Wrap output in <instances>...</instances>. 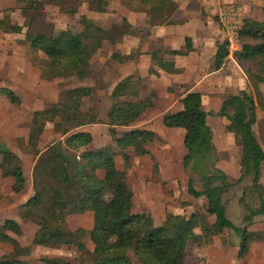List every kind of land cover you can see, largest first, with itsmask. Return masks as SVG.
<instances>
[{"label": "trees", "instance_id": "trees-1", "mask_svg": "<svg viewBox=\"0 0 264 264\" xmlns=\"http://www.w3.org/2000/svg\"><path fill=\"white\" fill-rule=\"evenodd\" d=\"M13 11L30 24L23 27L7 18L0 17V32L6 35L23 36L34 55L42 54L45 59L34 61L41 74L49 79L70 80L90 76L91 61L101 54L105 44L116 47L124 35H135L140 29L132 27L125 18L111 29L97 25L93 20L80 24L79 30L64 29L43 32L31 26L32 21L44 17V6L63 7L64 13L77 12L76 0H14ZM107 0H86L83 2L86 13H98ZM122 4L143 12L148 24L165 25L177 9L172 0H122ZM262 21L247 18L237 31L239 49L234 53L235 61L241 66L251 85L250 91H241L236 98L230 95L222 98L219 117L228 121L226 132L231 133L235 143L241 148L239 165L240 183L246 176L254 182L253 190L258 193L261 203L256 209L247 208L242 221L251 224L258 216H264V200L259 186L264 150L260 146L252 127L256 123V109L264 111L263 95L259 85H264V6ZM228 42H218L212 71H218L226 62ZM185 52L170 51L172 55H183L191 51V40L185 39ZM112 60L124 63L127 57L113 52ZM152 60L159 69L176 73L172 61L157 58ZM256 69L249 70L248 65ZM133 76L120 81L110 94L112 103L106 120L98 118V112L89 107L83 110L85 100L94 96L90 86H75L62 89L58 98L49 106L33 112L28 128L25 150L38 147L44 129L52 125L59 137L37 154L31 172L32 194L20 205V217L25 223L36 227L31 244L15 251L16 258L28 256L30 247L75 248L81 256L86 251L84 238L89 236L92 251L87 264H186L184 256L190 243L207 244L215 235L235 226L227 218L224 195L232 184L225 173L215 167L216 154L212 143V131L207 125V115L202 108V95L189 92L180 99L181 109L163 116L166 128L184 131L183 169L193 161L211 163L210 169L202 171V188L196 190L192 179L188 181L187 192L195 198L206 200L205 214L192 212L188 216L168 213L160 225L145 212H133V193L129 190L126 171L132 165V156L145 157L150 154L146 145L153 143V132L125 128L134 125L141 115L152 106L150 98L128 101L127 97L138 98ZM11 104L18 105L20 97L8 88H0ZM106 124L111 143L103 147H91L93 137L83 132L88 126ZM123 129V130H121ZM122 158L124 169L118 170L115 157ZM154 169L157 163L153 162ZM102 173V176L99 175ZM0 176L11 178V191L19 194L24 189V169L20 158L10 149L0 144ZM92 213V227L87 230L78 227L66 229L67 219L75 215ZM213 216V223L208 217ZM199 229L200 234L195 230ZM12 233L20 236L23 231L17 221L6 219L0 225V243L13 240ZM243 230L239 254L247 252L249 235ZM43 264H73L58 257L41 258ZM0 264H26L21 260L11 261L0 257ZM76 264H83L77 262Z\"/></svg>", "mask_w": 264, "mask_h": 264}, {"label": "rangeland", "instance_id": "rangeland-1", "mask_svg": "<svg viewBox=\"0 0 264 264\" xmlns=\"http://www.w3.org/2000/svg\"><path fill=\"white\" fill-rule=\"evenodd\" d=\"M76 1L78 2L77 12L73 15L64 13L63 7L44 6V17L33 20L31 26L43 32L64 29L79 30L81 28L80 24L88 19H93L97 25L111 29L119 25L118 21H120L123 12L125 13L122 6L116 5L117 0H107L106 5L95 14L85 12L83 2L86 0ZM120 3L123 5L122 1ZM197 4L200 6L201 12L198 10V15L208 14V7H204L206 5L202 6V3L194 4L191 1L183 6L182 17H191V20L194 21L196 14L193 12L194 8H197ZM228 4L236 5L241 9L242 24L247 18L256 21L261 19L260 7L258 8L256 5L253 6L254 9L248 10L243 5L245 3L221 1L216 7L219 6L220 9ZM14 6V0H0V17L7 18L13 23L21 25L24 32L30 22L23 19L18 11H13ZM202 17L204 16L202 15ZM216 18L218 25L224 32V40L232 39L233 44H236L238 42L236 34L233 36L230 32L226 33L223 24L218 19V12L216 13ZM192 25L194 27L197 23L194 22ZM22 40V35H5L0 32V88L5 87L12 90L21 99L20 104L13 105L4 96H0V144L10 149L20 158L25 177L23 191L19 194H14L11 191L12 179L0 176V225L6 219H13L18 222L23 231L20 236L9 233L13 240L0 243V257L6 256L11 261L19 259L26 264H43L40 260L41 258L52 257H58L73 264L77 262L87 264L86 259L93 248L88 235L84 238L86 251L81 256L77 254L73 247L55 249L30 247L28 256H20V258L15 256L16 250L30 246L36 230L34 225L25 223L21 219L19 210L20 205L32 194L31 172L35 158L47 145L59 137L53 132L52 125H47L38 147L26 151L24 148L26 146L29 122L33 112L49 106L58 98L62 89L75 86L98 87L99 90L95 92L93 98L85 100L82 109L87 110L92 107L98 112V118L106 120V114L112 103L110 98L111 90L116 86L117 77L125 71L124 63L112 60L110 55L112 52L118 53L120 50L129 51L131 44L125 48L123 45L115 48L105 44L101 54L95 56L91 61L90 76L77 81L75 79H49L43 76L41 69L34 64V61L38 62L41 59H45V57L39 53L37 55L31 53L28 45L24 44ZM233 60L235 61L234 57ZM229 62L234 64L232 60L227 59V64ZM234 66L240 79L242 77L241 66L238 65V67L235 64ZM248 68L249 70L256 69L255 66L253 67L250 64ZM205 69L207 67L203 65L202 71ZM138 79L140 80L138 74H135L133 82H141ZM245 82V84L241 82L240 84L242 87L247 86L246 91H250L249 80L247 81L246 79ZM237 83L233 85V90L229 89L225 92L222 91V93L231 95L239 92L238 89L241 88V85L237 87ZM141 84H138L136 88L138 86L140 88ZM94 89L97 90V88ZM262 89L264 95V86H262ZM178 96L175 93L174 99L178 98ZM216 101L208 97V99H204L202 108L208 113V126L215 131V138L212 140L216 154L215 167L226 174L229 182L234 183L240 174L239 157L241 150L227 136L225 125L222 124L225 119L215 115L219 108ZM163 103H166V101H163ZM169 105L154 107L153 111L145 112L136 123L139 128L152 127L155 129L158 140L147 144V148L151 152L150 160L147 157L137 158L133 156L132 167L126 174L129 190L133 193L132 211L149 213L153 217L155 224L161 223L169 212L185 215H189L192 212L205 214L206 200L204 198L195 199L191 197L187 192V187L189 179H192L195 189L200 190L202 188L200 180L202 171L210 169L211 165V163L197 160L193 161L186 170L183 169V156L187 152L182 144L183 131L181 129L171 130L164 128L169 131L179 130L182 133L181 135L179 132H162L159 129V116L162 113L176 109L175 107H169ZM90 128H92L93 133L91 147L97 148L110 144L111 140L106 127L95 125ZM253 129H255L256 136L264 148L263 117L259 119ZM154 160L157 163V168L155 169L153 168ZM115 162L116 167L121 169V157L117 156ZM259 182L262 186L264 185V168ZM253 185L252 177L248 176L243 183L234 185L228 194L224 195L226 215L235 226V229L230 230L229 233H224L220 237H214L209 245H201V247L190 246L185 260L187 263L184 261L186 264H264V218L253 219L252 225L245 224L242 221L243 216L247 213L246 208H257L260 203L257 195L250 191ZM261 193L264 194V191H261ZM213 219L214 217L210 216V220ZM78 227L89 230L92 227V214L85 213L71 216L67 219L66 229L68 231L75 230ZM245 228L258 232L249 235L250 251L240 255L238 249L244 238L243 230ZM222 238L225 239V242H222ZM252 256H255L254 260H251Z\"/></svg>", "mask_w": 264, "mask_h": 264}, {"label": "crops", "instance_id": "crops-1", "mask_svg": "<svg viewBox=\"0 0 264 264\" xmlns=\"http://www.w3.org/2000/svg\"><path fill=\"white\" fill-rule=\"evenodd\" d=\"M121 1L122 0L116 1V5L119 7L122 6V9L125 10V13L123 12L122 16L120 15L121 19L125 18L127 20V22L132 27L140 29V32L135 34V35H124L122 40L120 41V43L115 47V48H119L121 45H123V47L125 48L129 44H131L130 45L131 48L129 51H127V50L121 51L120 50L118 52L122 56L127 57V58L124 62L125 71L117 77L118 80H117L116 85L120 81H122L124 78L130 77V76H135V74H138V77L140 78V80L139 79L138 80L141 82H134L135 85L133 87L138 92V98L127 97V100L131 99L128 101L134 102L137 99L144 100V99L150 98L152 106L149 109H147L145 112L153 111L154 107H157V106L159 107L161 105H166V104H170L169 107L171 106V107L176 108L173 111L162 113L160 116L158 115L159 116V118H158L159 129L162 132H179V133H181L179 130L171 131V130H173L171 128H166V129H171L170 131L165 130L164 129L165 126L162 123V119H163V116L165 114L175 113L181 109L180 99L185 94H187L189 92H199L202 95V106H204V99H208V97L213 99L214 101L217 100L216 104L219 105V108L215 112V115H216V113L220 109L222 98L224 96L229 95V94H225V93L223 94L222 91L225 92L226 90H229V89L233 90V85H236L237 82H238L237 83V87H238L239 85H241L240 82L245 84L246 83L245 80L247 79V81H248V78H247V76L244 73L242 68L240 69L242 77H240V79L238 78V73L235 69L234 64L237 66L239 64L233 60L234 53L236 51L235 52H231V51L229 52V50H228L229 55H228L227 59L232 60L234 64H232V62H229V64H227V60H226V62L224 63V65L221 69H219L218 71H212L214 55L216 53V45L218 42L225 41L224 40V36H225L224 32L222 31V29L218 25V21L216 18V13L219 12V10L221 8L219 9V6L218 7H216V6L219 3H221V1H226L227 3L231 2V1H237V3H239V2L245 3L243 5L245 7H247L248 10L249 9L252 10V9H254L253 6L256 5V7H258V8L260 7V12H261V19H258V21H262L263 20L262 7L264 6V0H172L173 2H175L177 4V9L174 12V14L172 15V17L170 18L169 23L165 24V25H153V26H150L148 24V22H147L148 17L145 13L135 11L134 9H131L130 7H128L126 5H121V3H120ZM191 1L194 2V4L202 3V6L206 5L204 7H208V14H199L198 15L197 13H198V10L200 12V9H199L200 6L197 4V8L196 9L194 8V12H193L196 14L194 21L191 20V17H189V18H186L185 16L182 17V13H183L182 11L184 8L183 6L186 3H189ZM92 14H95V13H92ZM202 15L205 17V19H204V17H202ZM213 16L215 17L214 19H213ZM121 19H120V21H118L119 23L121 22ZM91 20H93V19H91ZM194 22H196L197 25H195L193 27L192 24ZM198 23H199V25H198ZM236 36H237V33H236ZM186 37L190 38V40H191V46H192L191 51L188 53H185L183 55H172V54H170V51L185 52V50H186V47H185ZM237 41L238 42L237 43L235 42V43H236V47L239 49V40L237 39ZM112 53H111V55H112ZM154 54L157 55V58H162L166 61H172L174 63V68L177 70V72L176 73H167V72L159 69L158 66L155 64V62L152 60V57H154ZM111 55H110V57H111ZM116 61H118V60H116ZM203 65H206V67H207V69H205L204 71H202ZM138 84H141L140 88H139V86L136 88V86ZM262 86H264V85H259V89L263 95ZM90 87L97 88V90H95V92L99 90L97 86L96 87L90 86ZM240 87L241 88L238 89L239 92H237L235 94L232 93L230 95L232 98L238 97L239 93L241 91L246 90L247 86L242 87V85H241ZM114 88H115V86L112 88L111 92L113 91ZM250 90H252V89L250 88ZM174 92L179 95L178 98H176V99H174V94H175ZM163 101H166V103H163ZM263 101H264V97H263ZM161 102H162V104H161ZM142 115H141V117H142ZM217 117H219V116H217ZM262 117L264 118V111L261 110L260 108H257L256 109V123L254 124L252 129L256 126V124L259 122V119ZM221 118H224V117H221ZM139 119H138V121H139ZM136 123L134 125H132L131 127L125 128V130L141 129V130L150 131V132H153L156 136L154 142L158 140L157 133H156L155 129H153L152 127H140L139 128ZM222 124H224L226 127L228 125V121L225 119L224 122H222ZM96 125H103L104 127H106L107 132H108V126L106 124H96ZM207 125H209L208 122H207ZM91 126H95V125H91ZM91 126H88L85 129H83V132H90L92 134V137H93L92 128H90ZM254 130L255 129H253V132L256 136V133ZM211 131L213 134V137H212V140H213L215 138V131L213 130V128L211 129ZM181 135H182V133H181ZM183 136H184V131H183ZM183 136H182V144H183ZM227 136L230 137V139H232L234 141V138H233L231 133L227 132ZM256 138H257V136H256ZM110 140H111V137H110ZM257 140H258V138H257ZM258 142H259L260 146L263 148V146L259 140H258ZM110 143H111V141H110ZM146 148H147V145H146ZM240 150H241V148H240ZM263 150H264V148H263ZM148 151L150 152V150H148ZM150 155H151V152L148 156H145V157L149 158V160H150V157H149ZM240 155H241V151H240ZM137 158H144V157H137ZM239 160H240V157H239ZM115 164H116V162H115ZM132 164H133V162H132ZM131 167H132V165L130 166V168ZM130 168L128 170H130ZM153 168H154V165H153ZM263 168H264V162L261 165L260 176L258 179L259 186L264 188V185L262 186L259 182L261 174H263ZM123 169H124V164L122 161V168L118 169V170H123ZM127 171H126V174H127ZM239 171H240V174H239V177L237 178V180L240 178V175H241L240 165H239ZM99 173H100L99 175L102 176V173L101 172H99ZM246 177H248V176H246ZM246 177H244L241 180V182L237 183V184H236L237 180L234 183H231L228 181L230 184H232L230 189L234 185H239V184L243 183L245 181ZM230 189H229V191H230ZM250 189H251L250 191L252 193H255L260 200L258 193H256L253 190V186ZM226 194H228V193H226ZM263 195L264 194H262V197L264 200ZM224 200H225V198H224ZM260 203H261V200H260ZM260 203H259V206H260ZM253 209H256V208H253ZM246 210H247V208H246ZM87 213H90V212H87ZM169 213L174 214L175 212H169ZM175 214H179V213H175ZM182 215H185V214H182ZM186 216H188V215H186ZM261 217L264 218V216H258L256 218H261ZM256 218H254V219H256ZM164 219H165V217H164ZM208 221L211 224V223H213L214 219L210 220V217H208ZM161 223L156 224V225H160ZM252 224H253V222L251 223V225ZM246 230L250 234L251 233L256 234L258 232V231L249 230V228H246ZM195 232L200 234L199 229H196ZM224 233H229V231L225 230L223 232V234ZM223 234L213 236L207 244L198 245V244L190 243L186 248L184 261L187 258V251H188L190 246L201 247V245H203V246L209 245L212 243L214 237H220ZM222 242H225L224 238H222ZM249 244H250V242H249ZM247 251H250V246H248ZM238 253H239V249H238ZM254 257L255 256H252L251 260H254Z\"/></svg>", "mask_w": 264, "mask_h": 264}, {"label": "built area", "instance_id": "built-area-1", "mask_svg": "<svg viewBox=\"0 0 264 264\" xmlns=\"http://www.w3.org/2000/svg\"><path fill=\"white\" fill-rule=\"evenodd\" d=\"M241 9L238 8L236 5L228 4L222 7L218 12V19L223 24V27L227 32H230L233 34V36L237 33V31L242 26L241 21ZM232 37V36H231ZM233 38V37H232ZM228 49L229 52H235L238 50L236 47V44H233L232 39H228Z\"/></svg>", "mask_w": 264, "mask_h": 264}]
</instances>
